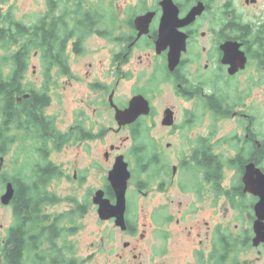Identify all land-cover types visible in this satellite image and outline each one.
I'll list each match as a JSON object with an SVG mask.
<instances>
[{
	"label": "flooded vegetation",
	"instance_id": "af4514ba",
	"mask_svg": "<svg viewBox=\"0 0 264 264\" xmlns=\"http://www.w3.org/2000/svg\"><path fill=\"white\" fill-rule=\"evenodd\" d=\"M40 3L36 21L0 12V35L24 30L0 46L8 56L32 47L43 66L28 76L30 55L0 61V264H239L241 246L262 255L264 0ZM136 97L148 111L121 123L117 110ZM119 158L130 172L124 225L99 215V202L117 205ZM62 204L81 219L96 211L108 233L76 240Z\"/></svg>",
	"mask_w": 264,
	"mask_h": 264
},
{
	"label": "rangeland",
	"instance_id": "374dc122",
	"mask_svg": "<svg viewBox=\"0 0 264 264\" xmlns=\"http://www.w3.org/2000/svg\"><path fill=\"white\" fill-rule=\"evenodd\" d=\"M3 0H0V6L2 7V12L3 14H6L7 11H12L13 15L16 17V19L19 20H34L36 21L39 16V7L41 5V0H8L7 2H2ZM11 50V48H10ZM17 51V50H16ZM15 52V51H14ZM13 52V53H14ZM8 56V53L6 50H4L0 46V61L5 60L6 57ZM11 57L8 56V58ZM95 58L94 51L90 49L86 56L80 60V62H77V66L79 69L82 70L88 69L87 64L92 61ZM29 71H28V76H33L34 74H37L38 76H41L43 74V66L42 64V56L38 54V51H35L34 49L31 51L30 54V60H29ZM86 65V66H85ZM82 68H81V67ZM5 66L0 68V71H4ZM97 66H94L93 72L97 71ZM86 72V70H85ZM35 79V78H34ZM33 79V80H34ZM129 85L127 83L126 85V92L129 93ZM69 91V90H67ZM260 101V100H258ZM63 105V104H62ZM64 109L68 110L66 108V105L64 104ZM69 117V116H68ZM68 117H66L68 119ZM69 126H65L63 128H68ZM163 135H166L167 133L162 131L161 132ZM160 134V133H159ZM121 136H124L122 134ZM170 138H172L170 136ZM130 149V148H129ZM61 158V157H60ZM70 160V155L63 153L62 154V161L67 162ZM113 170V169H112ZM67 198H70V195H66ZM65 198L67 201L70 199ZM148 204V203H147ZM58 211L64 215L63 220H62V226H65L66 228H73L74 230L70 233L71 235H76V240H83L87 239L86 237L90 236L89 239H91L95 235H101V234H107L108 230L106 229L105 224L102 225L100 223V219L98 217V214L96 211L94 212H89V214L86 216L85 219H81L78 217V215L73 214L72 211L74 209L70 207L69 204H62L60 207H58ZM101 218V217H100ZM4 219V218H3ZM4 220H2V223L4 224ZM77 227V228H76ZM178 227V226H177ZM176 229V227L172 228ZM238 263L239 264H244L249 262V264H264V250L262 255H259L257 252L254 250H251L250 248H243V246L239 247L238 249Z\"/></svg>",
	"mask_w": 264,
	"mask_h": 264
},
{
	"label": "water",
	"instance_id": "95a60500",
	"mask_svg": "<svg viewBox=\"0 0 264 264\" xmlns=\"http://www.w3.org/2000/svg\"><path fill=\"white\" fill-rule=\"evenodd\" d=\"M142 20V19H141ZM230 55V48L227 49V55ZM140 106L146 107L148 111V103L142 97H136L131 101L130 107L126 111L117 110V119L122 123H130L140 115ZM114 189L117 193V205L111 206L108 201L99 202V215L101 219L106 220L109 218H117L118 225H124V211L126 208V191L128 181L130 179V172L128 170L127 163L123 158H119L115 164L113 170L110 172L109 177ZM14 195V190L11 185L8 186L6 194L2 197V201L7 204L11 201ZM262 201L259 208L256 210L259 221L255 224L256 238L254 239V245L258 246L264 242V224L261 223L264 220V196L261 195Z\"/></svg>",
	"mask_w": 264,
	"mask_h": 264
},
{
	"label": "trees",
	"instance_id": "16d2710c",
	"mask_svg": "<svg viewBox=\"0 0 264 264\" xmlns=\"http://www.w3.org/2000/svg\"><path fill=\"white\" fill-rule=\"evenodd\" d=\"M13 20V19H12ZM14 21V20H13ZM7 30L5 29L4 32H6ZM24 36V30L23 28L20 26V28L18 29L17 32L13 33V34H8V33H1L0 37H4V38H8L6 40V43H5V49L8 48L10 49L11 46H14L15 43H17V41H20ZM34 37H36V34L34 35ZM32 41V40H31ZM36 42V40L34 41ZM36 46V45H35ZM34 47V46H33ZM36 48V47H34ZM32 47L31 48H25L23 46H21V49L19 51H15L13 53V55L11 56V58L13 59H17V60H25V58H28L29 55H30V51H31ZM19 69L21 68H25V64H20L18 66ZM20 73H18L19 75ZM54 244L51 243V247L49 246L48 248H46L47 251H52L54 252L55 250H57L55 247H53ZM17 251L19 250H16L15 251V254L17 253ZM62 257H65L64 255ZM45 264H59L58 263V259L56 256L54 255H51L50 257L47 255L46 256V261H45ZM63 264V262L61 263Z\"/></svg>",
	"mask_w": 264,
	"mask_h": 264
}]
</instances>
